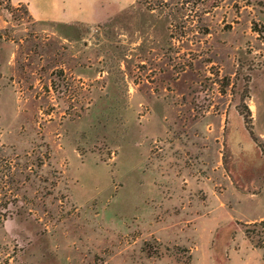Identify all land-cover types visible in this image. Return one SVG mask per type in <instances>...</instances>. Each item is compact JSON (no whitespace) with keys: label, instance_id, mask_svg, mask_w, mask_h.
<instances>
[{"label":"rangeland","instance_id":"rangeland-1","mask_svg":"<svg viewBox=\"0 0 264 264\" xmlns=\"http://www.w3.org/2000/svg\"><path fill=\"white\" fill-rule=\"evenodd\" d=\"M142 1L0 0V264H264V0Z\"/></svg>","mask_w":264,"mask_h":264},{"label":"crops","instance_id":"crops-1","mask_svg":"<svg viewBox=\"0 0 264 264\" xmlns=\"http://www.w3.org/2000/svg\"><path fill=\"white\" fill-rule=\"evenodd\" d=\"M40 19V18H39ZM171 82V81H170ZM174 86V84L172 85ZM143 98L146 99V101H152V103H155L153 105V108L151 111L159 118L160 121L165 123L169 120H171V117L168 116L166 113H172L173 120H175V123L178 121V119L182 118V113L185 112V109L178 110L175 106V104H168L169 102L177 103L180 100V95L177 96V94H165L161 97H158L157 95L152 94L150 91L142 95ZM152 98V99H151ZM195 99H193V96H190L188 99L189 104L193 105ZM159 102H163V106L159 104ZM184 110V111H183ZM194 112V116L199 115L200 118L205 119L206 114H211L210 111L202 110V112L197 113L194 109H192ZM193 112H189L188 114L192 116ZM225 114L224 116H229L227 109L223 111ZM195 116V117H196ZM223 116V115H222ZM154 117V116H153ZM198 117V116H197ZM156 118V117H155ZM172 121V120H171ZM191 127V126H190ZM193 128V127H192ZM164 129L165 133L161 135L158 132V137L161 141V144H163L164 152L168 151V154L166 157H159V162L162 161L165 158H170L173 160L172 164L175 166V176L180 175V173L184 172L185 175H189L190 177L194 175L193 173L196 172L194 169L198 166L201 168L203 172H207L206 170L209 169L210 159L207 154H210V152H207V146L206 142L207 140L211 139L210 136V129L205 126L202 127H195L193 130L190 131L184 130L178 128V126L174 125L172 128L170 126L162 128ZM205 130V132H204ZM209 131V132H208ZM195 142H199L201 146L198 144H195ZM204 148H203V146ZM198 160V161H197ZM182 161L183 163H180ZM195 161V163H189V162ZM197 162V164H196ZM197 165V166H196ZM198 168L197 171H200ZM202 174V173H201Z\"/></svg>","mask_w":264,"mask_h":264},{"label":"trees","instance_id":"trees-1","mask_svg":"<svg viewBox=\"0 0 264 264\" xmlns=\"http://www.w3.org/2000/svg\"><path fill=\"white\" fill-rule=\"evenodd\" d=\"M141 2L143 3L142 0H136V3H138V4H141ZM148 4H150V3H148ZM167 6H169V3H167ZM162 7H163V6H162ZM162 9H163V12H165V8H162ZM167 17L169 18L170 16L167 15ZM163 23H166V20L163 21ZM168 30L171 31V28H169ZM169 31H168V32H169ZM153 32H154V33H159L160 31H159V30H156V31L154 30ZM165 34L168 35L167 32H166ZM172 34H173V33H172ZM250 134H252L251 131H250ZM251 136H252L254 142H256L257 140L253 137V135H251ZM256 143H257V142H256Z\"/></svg>","mask_w":264,"mask_h":264}]
</instances>
